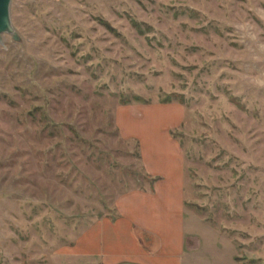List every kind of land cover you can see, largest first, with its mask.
Returning a JSON list of instances; mask_svg holds the SVG:
<instances>
[{
  "label": "rangeland",
  "instance_id": "rangeland-1",
  "mask_svg": "<svg viewBox=\"0 0 264 264\" xmlns=\"http://www.w3.org/2000/svg\"><path fill=\"white\" fill-rule=\"evenodd\" d=\"M10 22L0 264H87L77 236L148 184L116 107L170 102L187 225L264 264V0H11Z\"/></svg>",
  "mask_w": 264,
  "mask_h": 264
},
{
  "label": "crops",
  "instance_id": "crops-1",
  "mask_svg": "<svg viewBox=\"0 0 264 264\" xmlns=\"http://www.w3.org/2000/svg\"><path fill=\"white\" fill-rule=\"evenodd\" d=\"M183 120L177 103L116 107L117 132L137 144L148 184L118 196L112 217L81 232L70 247L72 258L87 264H238L222 239L203 244L187 225L184 159L172 135Z\"/></svg>",
  "mask_w": 264,
  "mask_h": 264
},
{
  "label": "water",
  "instance_id": "water-1",
  "mask_svg": "<svg viewBox=\"0 0 264 264\" xmlns=\"http://www.w3.org/2000/svg\"><path fill=\"white\" fill-rule=\"evenodd\" d=\"M10 3L11 0H0V35L13 33L10 22Z\"/></svg>",
  "mask_w": 264,
  "mask_h": 264
}]
</instances>
